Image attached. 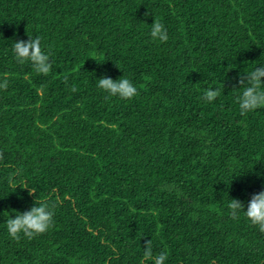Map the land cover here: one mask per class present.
<instances>
[{
  "label": "trees",
  "instance_id": "trees-1",
  "mask_svg": "<svg viewBox=\"0 0 264 264\" xmlns=\"http://www.w3.org/2000/svg\"><path fill=\"white\" fill-rule=\"evenodd\" d=\"M28 37L48 75L14 59ZM257 67L264 0H0V264H141L150 240L165 264H264V233L228 208L264 190V109L237 104ZM122 76L138 94L106 99L97 80ZM36 199L52 226L12 240Z\"/></svg>",
  "mask_w": 264,
  "mask_h": 264
},
{
  "label": "clouds",
  "instance_id": "clouds-1",
  "mask_svg": "<svg viewBox=\"0 0 264 264\" xmlns=\"http://www.w3.org/2000/svg\"><path fill=\"white\" fill-rule=\"evenodd\" d=\"M150 36L153 40L160 43L168 41L167 30L159 19L153 20ZM12 51L17 63L22 65L30 63L35 73L48 75L51 71L50 53H46L42 49L39 37H28L27 41L18 40L14 42ZM65 82H67V78H65ZM239 84L240 87H243L241 94L237 97L240 115L246 116L252 111L264 109V67H257L245 76H241ZM7 88L8 79L5 74L3 82L0 83V90H6ZM97 88L107 94L106 99L119 97L122 100H131L138 94L137 87L123 76L115 81L111 78L101 77L97 80ZM70 90L75 92L76 88L73 86ZM219 95H221L219 89H207L201 99L211 103ZM35 192L34 189H29L30 195ZM228 208L230 210L229 215L233 219L238 218V213L243 211L249 224L258 227L259 231L264 233V190L251 196L246 211L243 210V203L236 199L230 200ZM53 216V206L46 201L36 199L34 205L28 211L17 213L14 219L7 220L8 234L16 242H19L21 235L25 238L33 239L44 234L52 226ZM167 258L168 254L166 251L156 255L153 254L150 240L145 245L141 264H165Z\"/></svg>",
  "mask_w": 264,
  "mask_h": 264
}]
</instances>
